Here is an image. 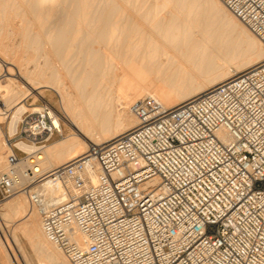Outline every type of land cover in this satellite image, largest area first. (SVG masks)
<instances>
[{"label":"built area","instance_id":"obj_1","mask_svg":"<svg viewBox=\"0 0 264 264\" xmlns=\"http://www.w3.org/2000/svg\"><path fill=\"white\" fill-rule=\"evenodd\" d=\"M220 1L264 43V0ZM34 108L8 139L0 202L28 195L72 264H264V61L176 107L143 97L133 129L45 174L16 143L42 150L63 129ZM48 178L57 194L32 191Z\"/></svg>","mask_w":264,"mask_h":264},{"label":"bare ground","instance_id":"obj_2","mask_svg":"<svg viewBox=\"0 0 264 264\" xmlns=\"http://www.w3.org/2000/svg\"><path fill=\"white\" fill-rule=\"evenodd\" d=\"M230 30L242 44H231ZM263 61L262 40L220 0H0V121L12 113L13 136L35 109L21 102L50 89L64 112L55 109L54 124L72 131L42 150L16 143L37 152L41 174L133 129L130 107L143 97L176 107ZM2 135L0 127V173L8 167ZM32 191L57 194L49 178ZM41 222L23 191L0 202V264H72Z\"/></svg>","mask_w":264,"mask_h":264},{"label":"rangeland","instance_id":"obj_3","mask_svg":"<svg viewBox=\"0 0 264 264\" xmlns=\"http://www.w3.org/2000/svg\"><path fill=\"white\" fill-rule=\"evenodd\" d=\"M230 32H231V30L229 32L227 31V33H229V34H226L225 36L229 35L228 37H229V41L231 39V44L233 45V43L235 44L236 42H237L236 44H238V43L242 44V41L240 40V37L238 36V34L234 31V33L232 35V33H230ZM232 40H233V42H232ZM43 90H44L43 92H44V95H45L43 98H40L39 96L33 95L34 94L33 93L32 95H29L28 98L25 99V101H22L21 103L23 104V103L26 102L25 104L28 105V107L30 106L29 108H31V107L34 108V107H37L41 103L46 101V102L50 103L58 111V113L63 114L64 112H63V109H62V107L60 105L61 103H60L59 96L54 91H52L50 89H43ZM28 111H29V109H28ZM9 113L10 112H7V114H6V115H8V117L4 118V120L2 119L3 121L2 120L0 121V127H1V130H2V133H3V135H2L3 144H4V146L6 145L5 146V150L3 152L4 156H6V154L10 153L11 150H12V148H10V143L8 141V139L13 137V136L10 137V135H9L8 126H9L10 117H11V114H12V113H10V115H9ZM61 127L63 129V137L54 139L53 141H51L48 144V146L51 145L52 143L56 142V141L62 140L63 138L67 137L70 133H72L71 129L63 121H61ZM13 151L16 152V150H13ZM9 198H11V196H9V197H7V198H5L3 200L5 201V200H8ZM0 236H2L1 232H0ZM24 247H25V250H26L27 254L31 257L32 255H31V251H30L29 246L28 245L26 246V244H25ZM19 260H20L19 264H24L25 263L23 260H21V259H19ZM31 260L34 261V262L31 261L32 264H36V260L34 258L31 257Z\"/></svg>","mask_w":264,"mask_h":264}]
</instances>
